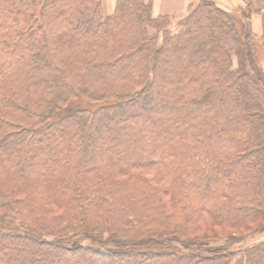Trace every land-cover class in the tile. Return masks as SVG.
<instances>
[{
  "label": "trees",
  "instance_id": "1",
  "mask_svg": "<svg viewBox=\"0 0 264 264\" xmlns=\"http://www.w3.org/2000/svg\"><path fill=\"white\" fill-rule=\"evenodd\" d=\"M244 4L175 19L151 0H0V264H264ZM233 235L261 239L206 249Z\"/></svg>",
  "mask_w": 264,
  "mask_h": 264
},
{
  "label": "crops",
  "instance_id": "2",
  "mask_svg": "<svg viewBox=\"0 0 264 264\" xmlns=\"http://www.w3.org/2000/svg\"><path fill=\"white\" fill-rule=\"evenodd\" d=\"M152 15L154 17L168 15L175 19L184 16L190 6L196 4L199 0H151ZM216 4L228 10L233 9L238 4L235 0H215ZM116 0H102V9L105 15L112 13ZM253 14L250 17V25L253 33L259 39H264V0H251Z\"/></svg>",
  "mask_w": 264,
  "mask_h": 264
},
{
  "label": "rangeland",
  "instance_id": "3",
  "mask_svg": "<svg viewBox=\"0 0 264 264\" xmlns=\"http://www.w3.org/2000/svg\"><path fill=\"white\" fill-rule=\"evenodd\" d=\"M237 1L236 4H238L236 7H233V11L234 10H237L239 7H245V4H244V0H235ZM227 10V9H226ZM228 10L229 11H232L231 8L228 7ZM253 8L252 10L250 11L251 14H250V17L252 16L253 14ZM175 27H176V22L174 21L171 25V28L173 30H175ZM258 55H257V58H258V62L260 64V66L262 67V69L264 70V39H259L258 40ZM225 234H220V236H223ZM261 239L259 236H253L252 238H243V237H240V236H230L228 238H222V239H219L217 241H214L208 245H206V249H210V250H218V251H230V250H235V249H238V248H241L242 246H244L245 244H249V243H253V242H256L257 240ZM262 239H264V237H262ZM75 241V240H74ZM84 243H87V242H84ZM78 242L75 241V245H77ZM111 250H114L113 248ZM129 250V249H128ZM131 250H134L137 252L140 251V252H159L161 250L160 247L158 246H145V247H142V248H137V249H131ZM201 255H205L204 252H200Z\"/></svg>",
  "mask_w": 264,
  "mask_h": 264
}]
</instances>
